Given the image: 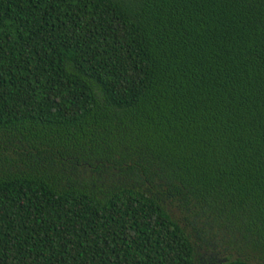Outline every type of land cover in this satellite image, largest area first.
<instances>
[{"label": "trees", "instance_id": "obj_1", "mask_svg": "<svg viewBox=\"0 0 264 264\" xmlns=\"http://www.w3.org/2000/svg\"><path fill=\"white\" fill-rule=\"evenodd\" d=\"M0 264H264V0H0Z\"/></svg>", "mask_w": 264, "mask_h": 264}, {"label": "rangeland", "instance_id": "obj_2", "mask_svg": "<svg viewBox=\"0 0 264 264\" xmlns=\"http://www.w3.org/2000/svg\"><path fill=\"white\" fill-rule=\"evenodd\" d=\"M224 235H223V233H220V234H218L217 236H216V239H221V237H223ZM199 237H203V233L201 232L200 233V236ZM224 238H225V240L227 239L225 236H224ZM223 244H225V242H222Z\"/></svg>", "mask_w": 264, "mask_h": 264}]
</instances>
